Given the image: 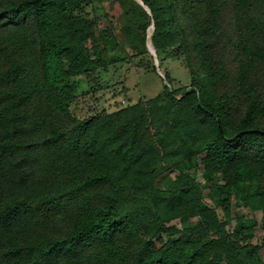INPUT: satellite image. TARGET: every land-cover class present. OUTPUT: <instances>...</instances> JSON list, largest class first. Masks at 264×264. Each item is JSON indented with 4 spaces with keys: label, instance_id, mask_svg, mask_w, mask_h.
<instances>
[{
    "label": "trees",
    "instance_id": "obj_1",
    "mask_svg": "<svg viewBox=\"0 0 264 264\" xmlns=\"http://www.w3.org/2000/svg\"><path fill=\"white\" fill-rule=\"evenodd\" d=\"M108 1L124 60L156 71L151 40L189 86L78 114ZM254 205L264 227V0H0V264H263Z\"/></svg>",
    "mask_w": 264,
    "mask_h": 264
},
{
    "label": "rangeland",
    "instance_id": "obj_2",
    "mask_svg": "<svg viewBox=\"0 0 264 264\" xmlns=\"http://www.w3.org/2000/svg\"><path fill=\"white\" fill-rule=\"evenodd\" d=\"M104 8L107 16H103L102 22L100 24V30L97 33L96 37L104 44L108 51V58L110 61H114L109 70L103 72L100 76V84L101 89L93 92L91 90V85L87 82L85 78L80 79L79 86L76 87V92L79 95V107L77 109L78 114L80 115H88L91 113L101 112L106 109L108 112L115 111L117 107V103L119 101H123L122 104L124 106L129 104V100L131 103H137L140 100H149L155 98L160 95L164 91V81L165 74H170L173 80L172 88H179L189 86L192 82L191 75L188 69L184 66V64L174 58L167 59L164 64L161 66L160 62L157 58L155 49L149 40L151 48L153 51L150 52L153 55V61L156 66V71L151 69H146L142 67H138L133 63L126 62L124 59H129L130 55L133 54L132 51H124L118 40V36L122 35L131 30L129 25L123 26L122 20L124 19L123 8L113 1H108L104 4ZM110 21L115 24L116 31L112 29ZM108 30V31H107ZM111 33L108 35V33ZM153 32V28L149 31V35L151 36ZM86 46H91V41H86ZM155 52V53H153ZM138 60L137 62H139ZM119 84V85H118ZM118 85V86H116ZM96 87V86H95ZM126 88V92L122 93L121 90ZM83 92H86V96H83ZM127 94V98L125 97ZM129 99V100H128ZM172 176H176L177 172L172 170L170 171ZM193 176L200 181L204 187V193H208V186L203 179L202 171H194L192 172ZM208 203H211L209 198H206ZM235 211L237 207L235 203L232 206ZM143 212L141 214L143 220L146 222L151 221L154 218V213L150 208L142 209ZM240 211L246 213L251 218H255L258 221V225L255 227V238L251 240V242L255 245H261L264 240V227L262 224V208L259 206H252L250 208H239ZM221 216L223 212L220 210ZM198 223V219H191L190 224L195 225ZM228 228L231 230L233 227L228 225ZM183 236L179 235L176 238ZM162 240L156 239L152 242L153 247H161ZM263 264H264V251H262Z\"/></svg>",
    "mask_w": 264,
    "mask_h": 264
},
{
    "label": "water",
    "instance_id": "obj_3",
    "mask_svg": "<svg viewBox=\"0 0 264 264\" xmlns=\"http://www.w3.org/2000/svg\"><path fill=\"white\" fill-rule=\"evenodd\" d=\"M152 27H153V26H152ZM148 47H149V49H150L151 51H153L152 48H151V45H150V44H148ZM153 53H155V52H153Z\"/></svg>",
    "mask_w": 264,
    "mask_h": 264
},
{
    "label": "built area",
    "instance_id": "obj_4",
    "mask_svg": "<svg viewBox=\"0 0 264 264\" xmlns=\"http://www.w3.org/2000/svg\"><path fill=\"white\" fill-rule=\"evenodd\" d=\"M169 85V84H168ZM170 86V85H169Z\"/></svg>",
    "mask_w": 264,
    "mask_h": 264
}]
</instances>
